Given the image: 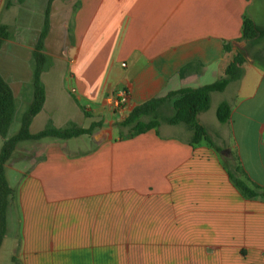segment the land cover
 <instances>
[{
	"label": "crops",
	"instance_id": "1",
	"mask_svg": "<svg viewBox=\"0 0 264 264\" xmlns=\"http://www.w3.org/2000/svg\"><path fill=\"white\" fill-rule=\"evenodd\" d=\"M48 4L0 0V23L12 31L20 18L33 33L32 55ZM49 17L46 101L30 130L103 126L16 145L0 255L15 226L13 264H264V40L242 39L246 17L264 27V0H53ZM238 51L243 76L198 114L207 138L191 143L186 124L167 122L173 100L154 129L122 124L152 98L213 83ZM123 92L128 102L114 106ZM230 173L258 194L245 196Z\"/></svg>",
	"mask_w": 264,
	"mask_h": 264
},
{
	"label": "trees",
	"instance_id": "2",
	"mask_svg": "<svg viewBox=\"0 0 264 264\" xmlns=\"http://www.w3.org/2000/svg\"><path fill=\"white\" fill-rule=\"evenodd\" d=\"M53 0H49L46 16L42 31L33 50V101L23 113L21 117V127L19 131L8 136L9 128L14 121L17 101L14 90L9 82L2 76L0 72V135L4 137V144L0 154V247L2 245L7 228V208L9 197L13 193L7 177L5 175V164L12 156L16 145L24 140H38L44 137H55L60 139H70L86 134H92L96 128L102 127V121H94L90 127H71V128H46L38 133H32L30 125L33 118L42 110L46 101V89L41 79L42 72L47 68L49 58L45 52V40L49 34L50 10ZM12 31L9 25L0 23V48L4 42L11 38ZM242 39L249 43H259L264 40V27L255 23L252 19L246 17L243 25ZM231 45H226V50H231ZM258 59H261L258 57ZM248 62L246 56L238 51L236 52L229 64L224 69L223 74L213 83L199 86L196 88L186 87L176 91H171L164 97L152 98L140 105L133 107L128 116L122 122L123 125L129 126L134 135L146 132L156 128L160 124L158 116L159 107L167 100H173L174 113L166 120L170 124H186L192 131L191 143H198L203 138L208 137L206 128L198 121V114L209 109L211 104V94L213 92L223 91L235 80H239L245 70ZM151 117L144 120L143 117ZM217 116L221 122H227L231 116V106L224 101L219 104ZM237 171H242L240 167ZM232 179L247 197H254L258 194V187H251L243 179L237 178L230 173Z\"/></svg>",
	"mask_w": 264,
	"mask_h": 264
},
{
	"label": "rangeland",
	"instance_id": "3",
	"mask_svg": "<svg viewBox=\"0 0 264 264\" xmlns=\"http://www.w3.org/2000/svg\"><path fill=\"white\" fill-rule=\"evenodd\" d=\"M32 42L33 33L27 30L26 25L22 24L19 18L13 25L11 38L4 42L3 48L0 50V70L7 80L10 82L12 80L19 103V105L17 104L16 118L9 128L8 136L10 137L19 131L21 127V116L25 109H27V106L24 107V95L26 94L28 100V88L31 86L30 81L33 71L32 50L29 48ZM66 46L67 45L61 47L66 49ZM55 49H57V47H54V50ZM58 62L59 61H57V63ZM8 74H10L9 76H11V79H9ZM22 84L24 88H21ZM33 98L34 96L31 97V99ZM3 144L4 137L0 135V154ZM10 163L18 164L19 160L13 159L10 160ZM16 228L17 227L13 226L9 236L5 239L0 255V264H13L12 255L16 254V252L19 253L20 248L18 247L19 242H17ZM16 262L19 264L18 258H16Z\"/></svg>",
	"mask_w": 264,
	"mask_h": 264
},
{
	"label": "built area",
	"instance_id": "4",
	"mask_svg": "<svg viewBox=\"0 0 264 264\" xmlns=\"http://www.w3.org/2000/svg\"><path fill=\"white\" fill-rule=\"evenodd\" d=\"M127 102H128V96L125 92L121 93L117 98H114V100H112V104L114 106H120Z\"/></svg>",
	"mask_w": 264,
	"mask_h": 264
}]
</instances>
